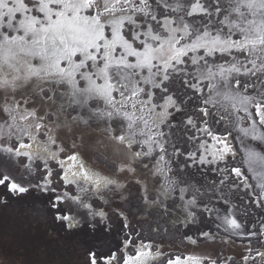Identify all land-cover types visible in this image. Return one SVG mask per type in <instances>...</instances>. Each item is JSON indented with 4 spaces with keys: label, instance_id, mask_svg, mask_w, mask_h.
Returning <instances> with one entry per match:
<instances>
[{
    "label": "snow or ice",
    "instance_id": "obj_1",
    "mask_svg": "<svg viewBox=\"0 0 264 264\" xmlns=\"http://www.w3.org/2000/svg\"><path fill=\"white\" fill-rule=\"evenodd\" d=\"M34 192L86 264H264V0H0V204Z\"/></svg>",
    "mask_w": 264,
    "mask_h": 264
},
{
    "label": "rangeland",
    "instance_id": "obj_2",
    "mask_svg": "<svg viewBox=\"0 0 264 264\" xmlns=\"http://www.w3.org/2000/svg\"><path fill=\"white\" fill-rule=\"evenodd\" d=\"M42 199L41 194L34 192L25 194L20 199L10 200L7 206L0 204V259L7 254L9 259L6 264H86L91 235L87 231L66 234L51 217L40 218L35 208ZM259 216V210H254L250 219ZM191 231L195 232L196 228L193 227ZM119 240L120 237L114 232L111 244L115 246ZM157 240L159 242V238ZM232 242L243 245V249L234 248ZM177 244L187 248L189 243H182L179 233L166 236L162 242L168 248L167 253L185 255L177 252ZM198 244L213 247L210 253L214 258L223 260L224 264H242L241 254L248 244V238L234 235L231 238L218 237L215 241H200ZM253 246L258 247L255 241ZM229 257L232 260H228Z\"/></svg>",
    "mask_w": 264,
    "mask_h": 264
},
{
    "label": "bare ground",
    "instance_id": "obj_3",
    "mask_svg": "<svg viewBox=\"0 0 264 264\" xmlns=\"http://www.w3.org/2000/svg\"><path fill=\"white\" fill-rule=\"evenodd\" d=\"M230 244V243H229ZM231 245L235 248H240V250L243 249V245H240L236 242H232ZM211 249H213V247H210L207 245H200V244H197V245H191V244H188V247L184 250L185 253H187V255L189 254H192V253H196V254H211Z\"/></svg>",
    "mask_w": 264,
    "mask_h": 264
},
{
    "label": "flooded vegetation",
    "instance_id": "obj_4",
    "mask_svg": "<svg viewBox=\"0 0 264 264\" xmlns=\"http://www.w3.org/2000/svg\"><path fill=\"white\" fill-rule=\"evenodd\" d=\"M161 246L163 247V249H164L165 252L168 251V248H166V246L164 247L162 244H161ZM176 248H178V250H179V251L177 250V252H181V253L187 255V253H185V251H184L186 248H183L181 245H178V244L176 245ZM185 255H183V256H185Z\"/></svg>",
    "mask_w": 264,
    "mask_h": 264
}]
</instances>
